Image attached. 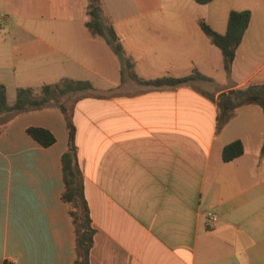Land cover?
Returning <instances> with one entry per match:
<instances>
[{
  "label": "crops",
  "instance_id": "0c3cea01",
  "mask_svg": "<svg viewBox=\"0 0 264 264\" xmlns=\"http://www.w3.org/2000/svg\"><path fill=\"white\" fill-rule=\"evenodd\" d=\"M86 5L0 0L7 24L0 68H22L27 83L15 89L51 76L80 80L58 71L62 66L105 83L71 101L76 162L95 228L89 264H264V114L249 103L222 124L217 119L219 93L264 84V0H100L139 77L195 68L211 78L159 89L121 82L120 59L85 26ZM231 10H248L250 18L226 75L198 20L224 33ZM29 126L48 129L54 143L41 146ZM234 140L242 153L225 162L221 150ZM66 147L56 107L19 113L0 127V264L73 262V226L61 199ZM206 211L217 215L214 222L207 224Z\"/></svg>",
  "mask_w": 264,
  "mask_h": 264
},
{
  "label": "trees",
  "instance_id": "16d2710c",
  "mask_svg": "<svg viewBox=\"0 0 264 264\" xmlns=\"http://www.w3.org/2000/svg\"><path fill=\"white\" fill-rule=\"evenodd\" d=\"M208 1L210 0H195L199 4ZM86 13L88 20L85 22V26L92 34L102 37L120 59L121 82L128 80L146 89H159L184 85L193 86L199 81H211L210 77L201 74L195 68L189 74L179 77L169 74L149 79L139 77L134 71L133 61L124 54L123 47L112 25L104 17L100 0H87ZM249 18L248 10H231L227 17L224 33L214 31L203 19L198 20L204 34L219 48L226 75L230 74L236 48L242 39ZM92 89H94L92 84L87 80L64 78L59 83L17 87L15 98L10 104L7 102L5 88L0 84V127L4 126L13 116L23 112L56 107L63 114L67 130V147L60 158L63 182L61 199L68 204V214L73 226L75 257L71 264H89V252L95 228L91 224L89 208L84 196L83 175L76 162L72 106L71 103L67 104L64 100L74 94L82 96L87 93H95L90 92ZM249 103L257 104L264 114V84H250L246 87L219 93L217 97L218 124L225 122L235 107ZM26 133L43 147H47L55 141L54 135L44 127L29 126L26 128ZM242 150L240 140L231 141L223 146L221 159L225 162L230 161L239 156ZM260 150L264 151V136Z\"/></svg>",
  "mask_w": 264,
  "mask_h": 264
},
{
  "label": "rangeland",
  "instance_id": "374dc122",
  "mask_svg": "<svg viewBox=\"0 0 264 264\" xmlns=\"http://www.w3.org/2000/svg\"><path fill=\"white\" fill-rule=\"evenodd\" d=\"M5 25L2 24V22H0V29H5L4 27ZM3 52V51H1ZM58 71H64V72H71L72 74L70 75H74V77H76V79H80V80H85L87 79L89 82H91L92 87L94 89L90 90V92H98L99 89H101L102 86L105 85V83L98 77V76H94L93 74H90L86 71H83L82 69H77V71H72L69 67H59L57 68ZM22 71V68H20V66H16L14 70H11V68L8 67H2L0 68V83L2 84H6L7 88L5 90L6 92V97H7V102L11 103L13 102L14 98H15V85L16 83H18L17 85H26L27 81L25 80H21L19 79L20 73ZM50 82L49 83H59L60 81H62L61 78H54V76H51L50 78ZM76 95V94H74ZM73 95V96H74ZM72 96V95H71ZM72 97H68L67 99L64 100V102H66L67 104H70L72 99Z\"/></svg>",
  "mask_w": 264,
  "mask_h": 264
},
{
  "label": "built area",
  "instance_id": "2783aa9c",
  "mask_svg": "<svg viewBox=\"0 0 264 264\" xmlns=\"http://www.w3.org/2000/svg\"><path fill=\"white\" fill-rule=\"evenodd\" d=\"M205 216L207 224L214 222L217 218V215L212 211H206Z\"/></svg>",
  "mask_w": 264,
  "mask_h": 264
}]
</instances>
